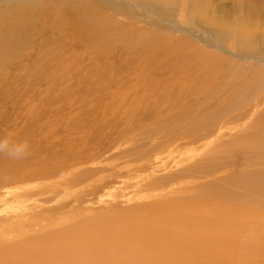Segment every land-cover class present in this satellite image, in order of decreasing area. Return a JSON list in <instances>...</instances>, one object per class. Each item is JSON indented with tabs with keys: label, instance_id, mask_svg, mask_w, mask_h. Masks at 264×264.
I'll list each match as a JSON object with an SVG mask.
<instances>
[{
	"label": "bare ground",
	"instance_id": "bare-ground-1",
	"mask_svg": "<svg viewBox=\"0 0 264 264\" xmlns=\"http://www.w3.org/2000/svg\"><path fill=\"white\" fill-rule=\"evenodd\" d=\"M69 1V5L65 0L47 5L52 12L62 9L66 14L64 17L55 12L54 22L47 23L36 1L19 5L16 0H0V80L5 66L23 54L44 24H50L58 33L71 25L81 42L95 52L105 51V55L119 44L136 48L142 56L153 50L158 53L161 46L175 57L183 73L190 63L188 78L183 75L172 83L156 102L155 109H167L173 117L169 129L160 136L152 133L151 139L158 138L159 143L142 154L143 159L158 155L162 168L172 162L175 168L142 185L152 191L169 181L174 186H169L166 195L159 190L156 199L155 195L149 197L151 201L143 204L145 208L133 213L124 237L116 238L120 228L103 225L98 226L103 231L97 227L93 234V222L85 221L72 225L71 231V226L65 227L49 237L0 250V264H264V0H231L229 5L227 0H128L154 15L152 27L168 30L173 26L183 32L205 33V40L191 35L205 43L206 50L192 42L184 47L187 42H173L169 35L114 24L92 2ZM95 1L111 9H123L114 0ZM112 29L116 30L110 33ZM150 112L152 118H157L155 123L164 122L160 113ZM180 149H185L184 154L176 160H165L161 155ZM8 158L0 160V191L8 184L35 188L33 180L61 173L53 170L43 175L40 168L26 167L25 160L17 164ZM139 168L148 167L145 164ZM189 176L197 181L188 185L185 179ZM201 179H207L203 185ZM74 182L64 181L69 186ZM13 186L0 201L8 206L21 205L20 218L25 220L29 218L30 194L22 196L21 188L14 186V190ZM12 195L16 199L8 200ZM79 233L81 242L74 244ZM115 238L127 239L129 244L107 245Z\"/></svg>",
	"mask_w": 264,
	"mask_h": 264
},
{
	"label": "rangeland",
	"instance_id": "rangeland-1",
	"mask_svg": "<svg viewBox=\"0 0 264 264\" xmlns=\"http://www.w3.org/2000/svg\"><path fill=\"white\" fill-rule=\"evenodd\" d=\"M16 1L23 5L28 0ZM32 1H36L40 11H43L42 19L47 23L54 22V13L59 10L52 12L47 5L51 6L59 0ZM82 1L92 2L95 6L97 4L106 12L107 20L114 24H127V28L133 25L159 36L169 35L173 42H187L184 47L192 42L204 49L208 48L205 43L193 38L194 35L205 40V33L183 32L179 31L180 28L174 30L173 26L168 30L152 27L150 22L155 18L154 15L140 9L135 1L114 0L123 9H111L95 0ZM65 2L70 4L69 0ZM227 2L229 5L231 0ZM59 15L66 17L62 9ZM187 16L190 18L191 13ZM184 21L187 22L186 19ZM185 26L188 29L191 27L187 24ZM112 30L110 33L116 29ZM63 31L58 33V30L50 28V24H44L23 54L8 63L1 72L0 138L11 136L15 141H27L30 145L29 156L8 160L17 164L25 160L26 167L40 168L43 175L51 174L53 170H60L62 173L47 179L33 180L37 184L35 188L25 187L24 184L21 185L24 187L22 188L19 184H13L16 189L21 188L19 192L22 196L30 194L27 201L30 212L26 214L29 218L25 221L24 217L20 218L23 213L21 205L13 203L8 206L5 201H0L2 251L22 241L49 237L51 233L65 227L71 226V231L75 225L85 221L93 222V234H96L98 226L103 225L120 228V234L116 238L124 237L128 234L133 213L145 208L143 204L151 201L149 197L156 199L162 190L166 195L174 183L172 181L171 185L169 181L163 184L159 189L161 191L147 190L142 185L143 182L168 175L175 168L173 162L162 168L161 161L156 158L158 155H149V158L143 159L142 154L150 145L154 147L159 143L158 138L151 139L152 133L160 136L165 129H169V122L173 121V117L167 109L160 111L155 107L163 92L170 90L172 83L176 84L183 75L185 79L188 78L190 63L186 65L189 68L185 71L187 74L183 73L175 57L161 46L158 53L153 50L151 54L142 56L137 53L136 48L129 49L119 44L117 48L110 50L109 55H105V51L95 52L93 47L81 42L71 25H67ZM36 70L41 71L40 74ZM152 110L153 115L160 113L164 122L155 123L157 118L151 117ZM184 151L185 149L172 153L167 151L161 155L165 160H176ZM4 155L6 154H0V160L7 158ZM42 159L46 161L42 163ZM87 159L88 162L85 163ZM33 161L34 163H30ZM65 161H68L67 166ZM145 164L147 170L139 168ZM65 180L75 182L69 186L64 183ZM206 180L201 179L200 183L203 185ZM193 181L196 182L197 179L192 176L185 179L188 185ZM26 182L28 181L23 183ZM103 183H106L104 187L100 186ZM13 185L8 184L0 191V200L6 198L5 193ZM10 199L16 198L13 196L8 200ZM98 228L102 230V227ZM80 235L82 233L77 235L74 244L81 242L78 239ZM116 238L109 239L107 245L129 244L127 239Z\"/></svg>",
	"mask_w": 264,
	"mask_h": 264
},
{
	"label": "clouds",
	"instance_id": "clouds-1",
	"mask_svg": "<svg viewBox=\"0 0 264 264\" xmlns=\"http://www.w3.org/2000/svg\"><path fill=\"white\" fill-rule=\"evenodd\" d=\"M30 145L27 141H15L11 136L0 138V154L19 160L29 154Z\"/></svg>",
	"mask_w": 264,
	"mask_h": 264
}]
</instances>
